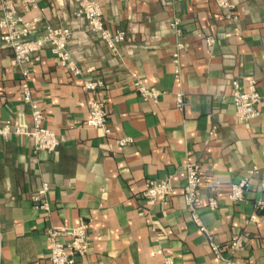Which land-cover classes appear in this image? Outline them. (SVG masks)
<instances>
[{"label":"crops","instance_id":"0c3cea01","mask_svg":"<svg viewBox=\"0 0 264 264\" xmlns=\"http://www.w3.org/2000/svg\"><path fill=\"white\" fill-rule=\"evenodd\" d=\"M98 1L106 25L126 33L119 54L75 15L79 0H38L25 14L71 29L68 51L81 75L44 48L29 60L25 76L0 38V124L20 118L31 126L30 105L21 97L29 87L60 142L54 152L35 153L29 136H0V264H51L47 228L82 221L89 224L90 245L77 264H163L166 254L177 264H223L185 205L188 162L201 165L197 208L223 255L239 264H264V211L256 207L264 198V105L245 122L230 99L232 80L243 89L255 80L264 95V0H229L236 19L216 0ZM174 17L181 35L170 26ZM41 34L37 29L31 36ZM179 41L189 48L180 51L176 76ZM95 78L105 84L101 96L112 130L107 136L87 125L92 94L82 83ZM137 79L162 92L158 101L140 97ZM178 93L184 95L182 110ZM124 136L134 141L117 146ZM254 167L258 172L244 201L232 202L231 184ZM168 178V199L142 198L148 180ZM43 182L50 186L49 212L31 201ZM210 198L217 199V208L208 207ZM254 213L256 221L249 222ZM234 236L245 246L232 254Z\"/></svg>","mask_w":264,"mask_h":264},{"label":"built area","instance_id":"2783aa9c","mask_svg":"<svg viewBox=\"0 0 264 264\" xmlns=\"http://www.w3.org/2000/svg\"><path fill=\"white\" fill-rule=\"evenodd\" d=\"M183 1V0H179ZM219 7L226 10L228 18L236 19L234 14L235 5L229 0H216ZM38 7V0H19L12 2L9 0H1L0 4V38L4 48L10 49L14 54L15 63L21 67L23 75L27 76L29 70L27 63L39 51L44 48L58 58L61 65L67 68L71 74L81 75V69L76 65L68 51V43L71 37V29L66 26H55L51 23H43L41 16H33L30 19L25 18V14ZM77 17L83 18L90 31L103 40L108 48L114 53L119 54V46L126 40V33L122 30H113L106 25L102 6L98 0H79L78 8L75 11ZM180 19L174 17L170 21L171 28L181 35L179 29ZM40 29L42 34L33 38L31 33L33 30ZM207 45L212 50L214 38H207ZM189 44L179 41L176 44V50L173 53V62L176 65V76L179 75V58L180 51L187 50ZM214 57V54L211 55ZM232 93L230 96L231 103L235 107L236 115L243 121L249 122L260 115L259 105H264V95H262L257 87L255 80H250L246 89L241 88L238 80H232ZM105 84L101 78L83 79L82 88L90 92L89 117L87 125L100 129L105 136L109 135L112 130L108 123L109 111L107 99L101 96ZM134 86L140 97L144 100L152 99L158 101L162 92L155 87H150L143 83L141 79L134 82ZM24 102L28 103L31 108V126L24 120L18 118L8 120L4 124H0V136L6 138L10 134L15 136H29L33 139L34 152H54L60 142L56 132L46 125V115L38 101L34 98L29 87H25L21 95ZM185 105L183 93L176 95V106L183 109ZM216 128L212 130V133ZM134 140L131 136H124L116 140L119 147L128 145ZM262 167H264V150ZM186 168V182L183 188V198L185 205L190 212L194 223L199 230L206 234L211 251L216 258L223 261V264H239L233 256L225 257L222 247L214 240L211 232L202 223L197 202L199 198V190L203 183L201 165L198 162H188ZM258 172V168L254 167L247 172V176L233 182L230 187L228 198L235 203L244 201L245 192L250 185L251 177ZM264 188V179L262 181ZM50 186L48 182H43L37 192L31 196L34 206L44 212H49L50 202L48 193ZM173 192V182L168 179H150L146 182L145 188L141 193L142 198L150 203L157 201H165ZM218 206L216 198H210L208 207L215 209ZM256 207L264 211V198L257 201ZM256 214L250 215L248 221L255 222ZM89 224L80 222L79 224L66 228H56L50 226L46 230V234L51 242L50 262L51 264H77L79 259L83 258L90 245ZM0 232V249H1ZM244 240L240 236H234L229 248L232 254L244 248ZM163 264L175 263L171 254H166Z\"/></svg>","mask_w":264,"mask_h":264}]
</instances>
